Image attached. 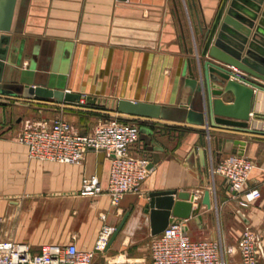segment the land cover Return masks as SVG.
Returning <instances> with one entry per match:
<instances>
[{
  "label": "crops",
  "instance_id": "0c3cea01",
  "mask_svg": "<svg viewBox=\"0 0 264 264\" xmlns=\"http://www.w3.org/2000/svg\"><path fill=\"white\" fill-rule=\"evenodd\" d=\"M220 1L16 0L10 30L19 54L11 79H43L52 89L79 92L80 102L0 92V240L27 243L32 252L45 243L69 241L87 249L102 224L116 226L130 211L109 247L95 256L101 263L136 241L143 228L150 232L143 205L151 191H192L195 207L208 189L210 207L201 203L186 219L189 236L234 243L249 225L258 235L259 264H264V118L251 124L256 132L208 125V136L204 123L123 113L125 119L136 118L139 137L129 151L147 158L148 171L140 190L124 193L117 205L110 204L104 189L80 192L83 176L94 174L105 185L109 158L104 151L87 149L82 163L31 159L17 137L27 120L62 117L87 132L104 112L117 111L85 102L86 95L182 105L190 93L183 83L186 59L196 73L202 25L212 21ZM231 99L230 93L223 97ZM255 111L264 113V89H255L250 114ZM224 137L244 139L243 154L254 162L244 188H257L260 195L246 203L226 177L211 174V165L235 149L231 141L222 143ZM199 147L205 152L206 184Z\"/></svg>",
  "mask_w": 264,
  "mask_h": 264
},
{
  "label": "water",
  "instance_id": "95a60500",
  "mask_svg": "<svg viewBox=\"0 0 264 264\" xmlns=\"http://www.w3.org/2000/svg\"><path fill=\"white\" fill-rule=\"evenodd\" d=\"M15 2L16 0H0V92L12 90L29 98L54 97L59 101L80 102L79 92L52 89L43 79L34 83H18L11 79L9 71L16 65L19 54L17 37L10 30ZM202 30V38L196 48V73L191 67L190 58L186 59L187 73L183 83L188 86L190 93L182 105L165 106L143 100L111 99L92 95H86L85 102L134 116L204 123L208 136V125L256 132L251 124L254 119L264 118V113L255 111L250 114V108L255 89H264V0H221L214 18L209 24H203ZM229 93L232 99L225 102L223 97ZM201 137L202 134V142ZM222 141L223 144L231 141L235 147L231 152L243 154L244 139L224 137ZM197 150L206 184L205 152L202 147ZM193 199L194 192L188 190L151 191L143 205V210L148 213L150 234L155 235L162 231L173 217L188 218L195 215L201 203L207 208L210 207L208 189L204 190L195 207L192 206ZM129 212L125 211L122 215L105 249L121 229Z\"/></svg>",
  "mask_w": 264,
  "mask_h": 264
},
{
  "label": "built area",
  "instance_id": "2783aa9c",
  "mask_svg": "<svg viewBox=\"0 0 264 264\" xmlns=\"http://www.w3.org/2000/svg\"><path fill=\"white\" fill-rule=\"evenodd\" d=\"M111 113L87 132L79 131L62 117L49 122L27 120L17 137L27 145L31 159L82 163L87 149L104 151L109 158L105 185L94 174L83 176L80 192L96 194L104 189L110 204L117 205L124 193L140 190L147 175L148 160L129 151V146L139 137L138 123L125 119L118 111ZM253 166L254 162L246 155L230 153L211 165V174L226 177L234 194L242 192L241 202L246 203L260 195L257 188H244ZM186 219L173 217L162 231L152 236L147 261L95 262V256L104 252L115 229L104 223L93 246L87 249L69 241L45 243L38 252H32L27 243L0 240V264H259L258 235L249 225L243 227L234 243H223L220 239L191 238ZM234 256L238 261L231 263Z\"/></svg>",
  "mask_w": 264,
  "mask_h": 264
},
{
  "label": "rangeland",
  "instance_id": "374dc122",
  "mask_svg": "<svg viewBox=\"0 0 264 264\" xmlns=\"http://www.w3.org/2000/svg\"><path fill=\"white\" fill-rule=\"evenodd\" d=\"M111 114L112 113L104 112L102 114V119L109 117ZM126 119L136 121V118H132V117ZM100 120L96 119L95 124ZM136 237L138 238L136 241L128 242L127 244H125L123 248L113 251L114 253L111 258L115 260L117 257L120 256L122 259L130 260V261H134V259L147 261L149 259V243L152 238V235L150 234V232L147 231L146 228H143ZM101 255L102 253L98 254V256Z\"/></svg>",
  "mask_w": 264,
  "mask_h": 264
},
{
  "label": "bare ground",
  "instance_id": "6f19581e",
  "mask_svg": "<svg viewBox=\"0 0 264 264\" xmlns=\"http://www.w3.org/2000/svg\"><path fill=\"white\" fill-rule=\"evenodd\" d=\"M116 259L120 260V259H122V258L119 256V257H117Z\"/></svg>",
  "mask_w": 264,
  "mask_h": 264
}]
</instances>
